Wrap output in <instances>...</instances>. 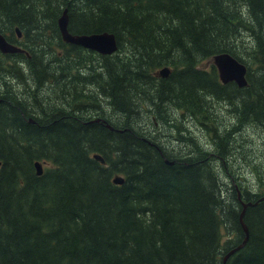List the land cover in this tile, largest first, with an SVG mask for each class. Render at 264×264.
Here are the masks:
<instances>
[{
  "label": "trees",
  "instance_id": "16d2710c",
  "mask_svg": "<svg viewBox=\"0 0 264 264\" xmlns=\"http://www.w3.org/2000/svg\"><path fill=\"white\" fill-rule=\"evenodd\" d=\"M66 8L70 34L118 51L64 43ZM0 34L26 53H0V264H222L264 197V175L251 191L230 170L264 172L243 136L264 139V0H0ZM219 54L245 87L221 84ZM242 221L227 264H264V201Z\"/></svg>",
  "mask_w": 264,
  "mask_h": 264
},
{
  "label": "water",
  "instance_id": "95a60500",
  "mask_svg": "<svg viewBox=\"0 0 264 264\" xmlns=\"http://www.w3.org/2000/svg\"><path fill=\"white\" fill-rule=\"evenodd\" d=\"M58 30L60 32L61 39L64 43L79 46L83 49L93 51L101 56H111L118 51L116 38L111 33H100V34H90V35H72L68 31V16L67 8L64 9L61 16L58 19ZM18 38L21 37L18 29L15 30ZM24 51L6 41L4 36L0 34V53L2 54H18ZM213 66L217 70L219 81L226 85L228 83H235L238 87H245L246 83V67L235 60L228 54H219L212 58ZM170 70L166 67L159 70L156 76L161 78H166L170 74ZM98 121V120H96ZM90 121L89 123H92ZM106 128L113 131V128L106 124ZM118 131V130H117ZM93 159L98 160L100 163H104L100 155H94ZM34 168L36 175L41 176L43 174V165L40 162L34 163ZM123 178L120 176H115L112 180L114 185L123 184ZM264 201V197L260 198L258 202ZM258 202L252 203H242V213L240 215V224L244 233V238L242 242L235 248L229 250L222 258V264H227L228 260L239 250H241L248 241L249 233L246 225L243 223L242 218L248 207L256 205Z\"/></svg>",
  "mask_w": 264,
  "mask_h": 264
},
{
  "label": "rangeland",
  "instance_id": "374dc122",
  "mask_svg": "<svg viewBox=\"0 0 264 264\" xmlns=\"http://www.w3.org/2000/svg\"><path fill=\"white\" fill-rule=\"evenodd\" d=\"M93 57L97 58L98 56H93ZM93 57L82 54V52L76 53V59L77 60H80L81 58L87 59V60H89V59L94 60ZM94 61L97 62L98 60H94ZM209 64H210V61H207L203 65H201L200 67L204 69V68H207L209 66ZM87 65H89V63ZM90 89L91 88L87 87V89L83 92L87 93ZM44 94L46 96H48L47 89L44 90ZM39 98L41 100H50V99H54V98H55V100H60V97L58 95L57 96L53 95V98H43L42 95H40ZM81 100H84V98H82ZM92 103H93L92 101H89L88 103L80 102L78 106L85 105V106H88L89 108H91L93 106ZM145 128H147V127L145 126ZM191 131L201 139V142L205 144L204 146H207L206 143L209 140L207 133H204L200 128L194 127L192 125H191ZM243 136H244V138L247 139V142L249 145H253V147L255 146L254 149L258 150V152H259L258 161H262L263 168H264V139L263 140L259 139V140L255 141V139L248 136V132H244ZM247 148H248L247 150H249V153H252L251 148L250 147H247ZM233 163H234V166L230 170L235 171L239 175V183H241L243 185V187H246L251 191H256L257 190L256 189L257 178L264 175V172L262 171L258 174H256V172H249L252 169V167H250V164L245 160H239V159L235 158ZM219 166L220 165H218L217 167H219ZM220 173L222 174V178H224V181L228 182L229 179L224 175V173L222 171H220Z\"/></svg>",
  "mask_w": 264,
  "mask_h": 264
},
{
  "label": "flooded vegetation",
  "instance_id": "af4514ba",
  "mask_svg": "<svg viewBox=\"0 0 264 264\" xmlns=\"http://www.w3.org/2000/svg\"><path fill=\"white\" fill-rule=\"evenodd\" d=\"M18 45V44H16ZM98 120V121H96ZM91 121H93L92 123L98 124V125H104L106 127V124L110 125L105 119H103V116H99V115H94L92 116ZM108 129V128H107ZM109 130V129H108Z\"/></svg>",
  "mask_w": 264,
  "mask_h": 264
}]
</instances>
